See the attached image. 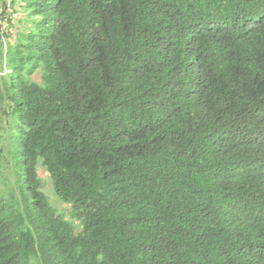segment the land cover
<instances>
[{
    "label": "trees",
    "instance_id": "1",
    "mask_svg": "<svg viewBox=\"0 0 264 264\" xmlns=\"http://www.w3.org/2000/svg\"><path fill=\"white\" fill-rule=\"evenodd\" d=\"M0 264H264V0H0Z\"/></svg>",
    "mask_w": 264,
    "mask_h": 264
},
{
    "label": "rangeland",
    "instance_id": "2",
    "mask_svg": "<svg viewBox=\"0 0 264 264\" xmlns=\"http://www.w3.org/2000/svg\"><path fill=\"white\" fill-rule=\"evenodd\" d=\"M42 176L47 181L46 190L49 194H51L52 184L50 182V179L48 178V176L45 172L42 174Z\"/></svg>",
    "mask_w": 264,
    "mask_h": 264
}]
</instances>
